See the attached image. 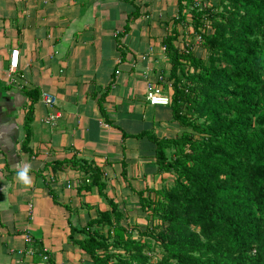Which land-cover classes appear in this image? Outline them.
Wrapping results in <instances>:
<instances>
[{
  "label": "crops",
  "instance_id": "1",
  "mask_svg": "<svg viewBox=\"0 0 264 264\" xmlns=\"http://www.w3.org/2000/svg\"><path fill=\"white\" fill-rule=\"evenodd\" d=\"M178 12L179 0H0V264H40L43 250L49 264H92L72 238L85 239L112 202L129 224L145 225L140 192L168 182L148 134L183 131L170 106L146 97L150 80L170 77L164 38ZM42 92L56 96L54 108ZM72 158L101 169L103 193L76 187L78 169L54 172V162ZM26 166L28 184L18 177Z\"/></svg>",
  "mask_w": 264,
  "mask_h": 264
},
{
  "label": "trees",
  "instance_id": "2",
  "mask_svg": "<svg viewBox=\"0 0 264 264\" xmlns=\"http://www.w3.org/2000/svg\"><path fill=\"white\" fill-rule=\"evenodd\" d=\"M204 1L179 0L178 17L164 38L172 92L163 74L160 83L183 131L174 139L148 136L157 144L159 171L171 179L161 189L140 192L145 225L129 224L112 202V210L83 229L85 239L72 238L92 264H147L145 238L158 225L163 264H264V0H231L227 24L219 19L225 0L211 7ZM179 24L185 26L181 37ZM227 30L233 39L224 43ZM191 31L200 41L196 46L187 40ZM32 112L30 107L29 118ZM52 167L55 173L85 172L76 187L97 186L100 193L106 187L101 169L85 160Z\"/></svg>",
  "mask_w": 264,
  "mask_h": 264
},
{
  "label": "rangeland",
  "instance_id": "3",
  "mask_svg": "<svg viewBox=\"0 0 264 264\" xmlns=\"http://www.w3.org/2000/svg\"><path fill=\"white\" fill-rule=\"evenodd\" d=\"M216 1L213 0L212 3L210 2L209 5L203 6V7H207V6H212V5H216L214 4ZM224 5L222 6V8L219 9V11H222L224 13V17H220L219 19L222 20L224 19V22H226L225 24H227V22H229V20L231 19V17H233V10H234V5L232 3L231 0H225V2L223 3ZM186 16L189 18L188 22L190 23L192 20V11L190 8H188V11H186ZM209 24V22H207ZM189 28H191V26H189ZM192 30V28H191ZM193 32L191 31L190 34H188L187 40L189 43H193V45L196 46V44H199L200 41L198 39L197 35H193ZM221 41H223L224 43L227 40H231L233 39V36L230 34L229 30H227V32L220 38ZM224 49V47L222 48V50ZM204 56L208 57V52L204 51ZM167 89L172 92V86L171 83L168 82L166 84ZM52 112V111H51ZM50 115V114H49ZM46 118V122H49L48 117ZM204 119L202 118L201 121H203ZM134 139H141L140 137H133ZM135 149V148H134ZM131 153H135V152H131ZM158 165V164H157ZM159 170V168H158ZM83 176H85V172H82ZM168 179H171L170 176H168ZM154 223V222H153ZM155 224H161L159 220L155 221ZM159 227H156V230L153 231L152 233H149V235H145L147 236L145 239L148 241L147 244L145 243V246L143 247V251L142 254L146 255L149 260L147 264H163L162 262V258L164 256V249L161 246L160 242L161 239L159 238L158 232H160L163 229L162 225H158Z\"/></svg>",
  "mask_w": 264,
  "mask_h": 264
},
{
  "label": "built area",
  "instance_id": "4",
  "mask_svg": "<svg viewBox=\"0 0 264 264\" xmlns=\"http://www.w3.org/2000/svg\"><path fill=\"white\" fill-rule=\"evenodd\" d=\"M19 57H20V50L18 48L12 49L11 57L9 61V69L10 72H14L17 70L19 65ZM145 58V57H144ZM164 78L162 76H158L157 81H149L147 85V93L146 97L150 104L152 105H163L167 106L171 103V94L165 90L163 84L160 83L161 80ZM15 81V80H14ZM43 102L48 105L49 107L54 108L57 104L56 96L50 94L48 92H42L41 96ZM60 117V114L51 113L48 117L49 122H55ZM51 178L53 179V175L50 174ZM28 241H31V238L27 237ZM30 256H35L36 251L34 249H29L27 252ZM42 259L40 260V264H49L50 254L47 250H44L41 254Z\"/></svg>",
  "mask_w": 264,
  "mask_h": 264
},
{
  "label": "clouds",
  "instance_id": "5",
  "mask_svg": "<svg viewBox=\"0 0 264 264\" xmlns=\"http://www.w3.org/2000/svg\"><path fill=\"white\" fill-rule=\"evenodd\" d=\"M28 171H29V169L26 166L23 170L18 172L19 179L25 184L30 183V178L28 176Z\"/></svg>",
  "mask_w": 264,
  "mask_h": 264
},
{
  "label": "bare ground",
  "instance_id": "6",
  "mask_svg": "<svg viewBox=\"0 0 264 264\" xmlns=\"http://www.w3.org/2000/svg\"><path fill=\"white\" fill-rule=\"evenodd\" d=\"M127 135V134H126ZM51 163V162H50ZM103 189V188H102Z\"/></svg>",
  "mask_w": 264,
  "mask_h": 264
}]
</instances>
